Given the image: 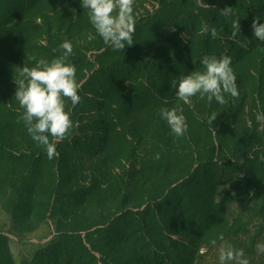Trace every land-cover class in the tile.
<instances>
[{
	"label": "rangeland",
	"instance_id": "obj_1",
	"mask_svg": "<svg viewBox=\"0 0 264 264\" xmlns=\"http://www.w3.org/2000/svg\"><path fill=\"white\" fill-rule=\"evenodd\" d=\"M263 2L134 0L135 28L144 23L148 30L140 37L134 35V44L122 52L104 44L80 0H40L33 11L19 18L0 16V264L7 258L11 264H44L48 255H54L44 256L48 248L63 239L66 243L58 247L83 245L95 255V264H106L104 254L110 255L114 264H138L143 258L146 262L141 264L151 263V253L144 249L148 241H134L138 231L150 234V220L143 211L156 197L169 199L175 211L171 222L166 217L158 220V232L169 225L166 233L173 240L181 238L187 219L185 214L179 216L177 209L187 207L204 219L207 227L198 226V236L191 240L200 246L198 256L211 245L215 249L198 264L207 260L219 264L220 252L229 246L243 253L230 264L242 260L264 264V253L257 251V245L264 244L263 163L260 167V163L242 164L231 170V178L227 176L230 182L224 185L219 184L216 168L203 176L196 172L199 158L234 159L264 144L259 143L264 128L256 122L262 107L257 95L260 74L250 71V59L232 63L238 98L228 97L223 106L215 102L209 106L206 99L196 97L184 104L172 85L180 76L195 71L192 67L197 58L185 51L186 64L171 63L167 50L152 47L156 31L164 38L188 32L198 39L211 37L215 28L217 37L226 39L232 34L226 32L228 25L222 24L226 18L222 11L228 8L231 21L239 19L244 8H257ZM163 4L172 11L165 12ZM179 23H185L187 30L180 31ZM220 29L225 32L219 34ZM191 37L184 35L186 40ZM65 40L73 43L69 62L77 69L81 101L73 108L65 98L72 128L63 140L49 137L57 153L49 159L20 119L23 110L15 100V81L19 69L62 55L59 45ZM141 59L144 70L135 71L134 65ZM187 63L190 70H185ZM177 67L180 71L175 72ZM153 78L157 79L155 86ZM163 108H175L185 116L188 131L184 136L171 134L160 117ZM212 112L218 117L209 125L207 118ZM250 172L263 195L247 189L248 198L232 199ZM188 179L191 182L185 185ZM139 217L146 218L144 227L148 228H141L136 221ZM89 260L87 256L85 263Z\"/></svg>",
	"mask_w": 264,
	"mask_h": 264
},
{
	"label": "clouds",
	"instance_id": "obj_2",
	"mask_svg": "<svg viewBox=\"0 0 264 264\" xmlns=\"http://www.w3.org/2000/svg\"><path fill=\"white\" fill-rule=\"evenodd\" d=\"M81 7L88 10V19L96 33L105 45L113 51L122 52L134 44L135 25L134 0H80ZM226 17L231 16L227 9L222 11ZM257 18L252 23L254 36L264 44V24ZM230 27L232 35L240 32V19H232ZM205 32L209 29L205 28ZM211 36L217 37V30L211 29ZM62 55L51 61L40 60L34 67L25 66L19 69V79L15 81L18 90L15 100L19 103L23 113L20 119L24 122L31 139L43 146L49 159L56 156V144L50 141L63 140L72 128L71 110L67 109L65 98L71 101L74 108L81 101L79 84L76 79L77 69L69 62L73 55V43L65 40L59 45ZM203 70H195L188 75L180 76L178 82L173 83L176 97L184 104H190L192 98L206 99L209 106L213 102L225 105L227 98L236 99L240 92L237 76L232 68V58L229 55H205L200 61ZM160 117L166 121L171 134L182 137L188 131L185 116L175 108H163ZM216 112H212L207 123L212 125L217 119ZM257 124L264 128V111L256 113ZM160 159L159 154L155 156ZM264 159V156L261 157ZM257 251L264 253V244L257 245ZM237 256L229 246L219 255V264H230ZM240 264H247L242 260Z\"/></svg>",
	"mask_w": 264,
	"mask_h": 264
},
{
	"label": "trees",
	"instance_id": "obj_3",
	"mask_svg": "<svg viewBox=\"0 0 264 264\" xmlns=\"http://www.w3.org/2000/svg\"><path fill=\"white\" fill-rule=\"evenodd\" d=\"M12 0H0V16L4 17L7 16L10 19H16L27 13L28 11H33L37 3L40 2V0H22L21 3H15L11 2ZM161 8L167 12H171L172 8L166 6L163 4ZM237 8V7H236ZM208 12V11H207ZM162 17L163 14H160ZM237 17L240 19V32L237 33L236 36H229L226 39L222 36L213 38L206 37V36H195V33H188L185 32L184 35H189L191 38L190 40H186L184 38V35L181 37L180 33H176L173 36L167 37H161L157 31L154 32V50H167L169 52V58L171 63H180L186 64V60L188 59V55L184 52H191L194 57L197 59L196 62L193 63L194 67H192L193 70H199L203 69L200 61L202 60L203 56L205 55H216L217 57L222 55H229L232 58V63L237 62H243L244 60L250 59V63H252V67L250 71H256L260 74L259 78V87L257 89V95L260 96L261 99V111H264V44H262L253 33L252 29V23L257 18H260L259 22L264 24V2L259 5L257 8H251L246 7L244 8V13L240 15H237ZM229 17H224L221 21L222 24H227L226 32L229 31L233 32V29L230 27L231 21L228 19ZM235 19V18H234ZM147 25L144 23L141 24V27L135 28V35L137 37H140L142 32H147ZM178 28H180V31H186L187 25L179 23ZM1 30V27H0ZM159 30V29H157ZM6 32V31H5ZM11 32V31H10ZM222 32H225V30L220 29L219 34H222ZM1 33V31H0ZM4 33V31H3ZM200 38V39H199ZM141 40V39H139ZM198 41V42H197ZM246 42V46H241L242 42ZM140 44V41L139 43ZM183 50V51H180ZM138 64L134 65L135 71H143L144 70V61L143 59L138 60ZM186 68L185 70H190L191 67L188 65H184ZM180 71L177 67L175 72ZM157 82L156 78H153L151 83L155 86ZM138 100V99H137ZM136 100V101H137ZM134 101V102H136ZM262 138V139H261ZM260 138V145L264 143V135ZM264 156V144L261 146L260 149L256 151H249V153L246 156H239L235 157L234 159H219L217 157H204L199 158L197 160V175L203 176L208 173L210 168H216L218 170V173L220 174V183L221 185L229 183V178L227 176L230 174V178L232 176L231 170L239 168L242 164H249L254 163V166H257V163L262 162L264 165V159H261V157ZM262 163L259 164V167L262 166ZM264 167V166H263ZM191 180H185V185L190 183ZM186 186L181 187L183 191L185 190ZM247 189L254 191L255 195L262 196L263 195V189H261L260 186L257 185V183L254 182L253 179V173L250 172L248 175L247 181L244 186H239L237 190H235V194L232 195V199H244L248 198L247 195ZM186 198L184 197L183 200ZM169 199H164L162 197H156L155 201L153 202V205H150L147 209L143 211V215L146 217H149L150 224H149V232L147 236L144 232L146 231H138V236L135 237L134 243H138L142 239L145 241H148L146 243V246L144 249L148 250L149 253H151V263L148 264H198L202 260L206 258V253L211 252L214 250V246L211 245L209 247V250L199 255L200 252V246L198 243H195L191 239L194 236H198L197 234V228L200 226L202 229L207 227V224L204 223V219H198L196 214L192 211H188L187 207L183 208L181 210L177 209L179 211V216H182L185 214L187 216L184 229L181 230V238L179 240H173L172 237L168 236V230L169 225L167 227H164L162 232H158L159 224L158 220L160 221L163 218H167L169 222H171L173 216L171 215L174 210L171 209V203H169ZM176 210V211H177ZM171 212V213H170ZM170 214V215H169ZM175 214V213H174ZM146 218L141 219L139 217L136 219L140 222L141 228H148L144 227V220ZM167 222V221H166ZM177 222V221H176ZM168 223V222H167ZM142 224V225H141ZM177 228V226L175 227ZM126 229L122 231V235H124L126 232ZM167 232V233H166ZM166 233V235H165ZM136 234V231H134V236ZM131 238V237H130ZM134 240V239H133ZM128 242V241H126ZM66 243L63 240H60L59 242H56L54 246H50L48 248V252L44 254V256H47V254H50V252H54V255H48L49 260L48 261H42L44 264H95V255L89 251L85 246L81 245L80 247L72 246V247H58L59 244ZM131 244V243H129ZM143 244V243H142ZM158 247H157V246ZM154 249V250H153ZM165 255L166 253L168 255H165L164 257L160 254ZM51 253V254H52ZM55 253H60L58 256L55 255ZM89 257L88 263H85L86 257ZM104 257L106 258L105 263L106 264H114V261L111 259L110 255L104 254ZM7 258V257H6ZM140 258H143L140 257ZM163 258V259H162ZM162 259V261H161ZM7 260L9 262H7ZM143 259H138L140 263H145L146 261ZM143 261V262H142ZM11 264V261L7 258L2 264ZM206 264H210L209 260L206 261Z\"/></svg>",
	"mask_w": 264,
	"mask_h": 264
}]
</instances>
